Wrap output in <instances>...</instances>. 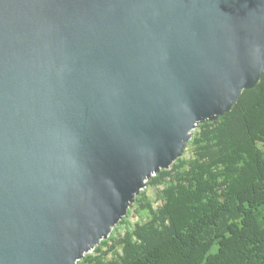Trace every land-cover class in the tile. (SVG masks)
Wrapping results in <instances>:
<instances>
[{"label": "water", "instance_id": "95a60500", "mask_svg": "<svg viewBox=\"0 0 264 264\" xmlns=\"http://www.w3.org/2000/svg\"><path fill=\"white\" fill-rule=\"evenodd\" d=\"M263 73L264 0H0V264H77Z\"/></svg>", "mask_w": 264, "mask_h": 264}, {"label": "trees", "instance_id": "16d2710c", "mask_svg": "<svg viewBox=\"0 0 264 264\" xmlns=\"http://www.w3.org/2000/svg\"><path fill=\"white\" fill-rule=\"evenodd\" d=\"M146 184L160 205L141 191L77 264H264V73ZM134 206L144 220L132 224Z\"/></svg>", "mask_w": 264, "mask_h": 264}, {"label": "rangeland", "instance_id": "374dc122", "mask_svg": "<svg viewBox=\"0 0 264 264\" xmlns=\"http://www.w3.org/2000/svg\"><path fill=\"white\" fill-rule=\"evenodd\" d=\"M141 191L145 192L146 197L152 201L154 207H158L160 205L161 201L157 198V189L154 186L146 184V186ZM127 220L133 224L144 220V217L140 212H138L137 206H134L131 208ZM121 227L124 229L126 224L122 225ZM90 253H93V250Z\"/></svg>", "mask_w": 264, "mask_h": 264}]
</instances>
